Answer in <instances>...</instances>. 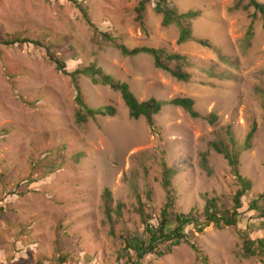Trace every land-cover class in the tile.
<instances>
[{
    "label": "rangeland",
    "instance_id": "374dc122",
    "mask_svg": "<svg viewBox=\"0 0 264 264\" xmlns=\"http://www.w3.org/2000/svg\"><path fill=\"white\" fill-rule=\"evenodd\" d=\"M142 1L0 0V264H125L120 238L144 231L139 200L158 224L167 203V168L175 172L170 189L176 212L201 214L208 198L232 208L240 187L214 142L239 151L240 174L253 185L237 226L194 232L200 257L182 244L142 263L264 264L260 257L246 258L243 249L246 232L253 241L264 239V219L250 210L259 196L264 205L262 20L254 19L253 9L233 11L236 0H168L180 14L201 12L191 25L193 36L212 48L180 45L179 27H164L153 1L146 6L145 30L140 27L136 9ZM104 33L130 49L186 57L183 71L191 80L157 69L149 55L123 56ZM9 36L41 44L6 47L1 42ZM51 57L68 73L96 65L127 83L140 102L191 98L200 118L167 105L149 127L145 118L130 117L119 92L80 76L85 104L113 107L116 115L79 124L76 87ZM253 128L251 147L244 148Z\"/></svg>",
    "mask_w": 264,
    "mask_h": 264
},
{
    "label": "trees",
    "instance_id": "16d2710c",
    "mask_svg": "<svg viewBox=\"0 0 264 264\" xmlns=\"http://www.w3.org/2000/svg\"><path fill=\"white\" fill-rule=\"evenodd\" d=\"M151 1L155 2L156 4V13L163 16L164 27H170L173 24L179 27L180 33L178 44L182 45L189 42H196L204 48H212V44L208 40L195 39L193 36V30L191 26L192 22L201 16V12L191 10L180 14L178 9L174 6H171V3H169L168 0H143L140 2L138 8L136 9V21L143 30H145L144 17L146 6ZM76 4L78 5V8L84 13L86 19H88V14L82 7V4L78 2ZM251 9L254 10V19L260 16L264 27V3H260L258 0H236L234 7L232 8L233 11L237 12H245ZM89 24L91 25L90 21ZM253 35V25H251L249 31L247 32V41H250ZM103 37L106 41L113 43L125 57H137L142 54L149 55L153 58L154 65L157 69L169 73L173 78L181 82H189L191 80V75L183 71V66L187 63V58L182 55L175 53L170 54L164 49L149 47L130 49L127 46L118 43L119 39L113 37L110 34L104 33ZM20 43L34 45L41 44L40 42L31 41L29 39L22 40L18 36H9L5 41L1 42V44L6 47H13ZM51 61L56 64V68L60 72L65 75H69L72 78L73 84L76 87V103L78 105L76 120L79 124H84L89 119H94L98 116L114 117L116 115V110L113 107L92 109L85 104L77 83L80 76L89 78L95 85L107 86L112 90L119 92L121 94L122 100L129 109L130 117L134 120H139L142 117L145 118L149 127L155 126L154 117L158 115L167 105L185 110L193 119L200 118V115L194 109L195 101L191 98H176L168 102L159 101L155 98H152L148 101L140 102L131 91L130 86L127 83L116 82L112 76L105 74L104 71L101 68H98L96 65H90L88 67L76 70L73 73H68L66 65L60 60L51 57ZM172 63H177L176 69L170 67V64ZM211 118L212 123L217 120L214 115ZM254 133L255 129L253 128L246 138L244 148L250 149ZM231 141L232 145H235L233 138H231ZM212 147L217 153L224 155V157L227 159L240 187L233 196V207L227 208L223 206L221 204L220 198H208L201 214L194 210L187 214L176 212L174 209L176 199L172 195V190L170 189L172 186L171 178L175 172L172 168L165 169V187L168 189L167 203L161 211L158 224L153 225L150 222V217H148L149 215H146L143 209V204L139 200V208L137 211L142 217L144 231L142 233H134L120 238L123 241L121 258L125 259V264H143L142 262L148 256H156L160 259L171 254L174 248L179 247L182 244L189 245L200 257L201 255L199 248L196 245V242H193L192 240L194 232L201 234L211 225L217 229L237 226L239 217L241 215V209L243 208V198L249 194L253 185L251 181L247 180L240 174L239 151H232L228 149L227 146L222 142H214ZM203 161L206 163V156H203ZM106 197L110 198V195L107 194ZM119 208H121V206H119ZM250 210L259 212L260 216L264 219V205L262 196H259L258 199H254L251 202ZM188 227H192L193 232H186ZM261 227H264V223H261ZM245 234L247 237L243 247L245 257H260L262 262H264V239L253 241L249 237V233L246 232ZM64 257L67 258V256ZM64 260L65 259H62V261Z\"/></svg>",
    "mask_w": 264,
    "mask_h": 264
}]
</instances>
